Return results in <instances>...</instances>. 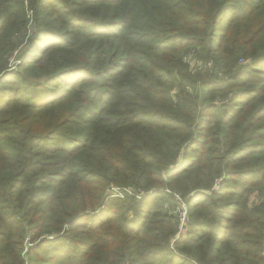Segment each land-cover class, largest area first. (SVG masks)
<instances>
[{
    "label": "trees",
    "instance_id": "trees-1",
    "mask_svg": "<svg viewBox=\"0 0 264 264\" xmlns=\"http://www.w3.org/2000/svg\"><path fill=\"white\" fill-rule=\"evenodd\" d=\"M0 264H264V0H0Z\"/></svg>",
    "mask_w": 264,
    "mask_h": 264
},
{
    "label": "built area",
    "instance_id": "built-area-1",
    "mask_svg": "<svg viewBox=\"0 0 264 264\" xmlns=\"http://www.w3.org/2000/svg\"><path fill=\"white\" fill-rule=\"evenodd\" d=\"M126 191L130 192V189H126ZM111 192H113L115 195H118V194L121 195V192L118 187H112ZM186 221H187V212H186L184 203H182L181 208L178 211V222H179L180 231L183 229V225L186 223Z\"/></svg>",
    "mask_w": 264,
    "mask_h": 264
},
{
    "label": "rangeland",
    "instance_id": "rangeland-1",
    "mask_svg": "<svg viewBox=\"0 0 264 264\" xmlns=\"http://www.w3.org/2000/svg\"><path fill=\"white\" fill-rule=\"evenodd\" d=\"M109 44H110V43H107V46H106V47H109Z\"/></svg>",
    "mask_w": 264,
    "mask_h": 264
}]
</instances>
